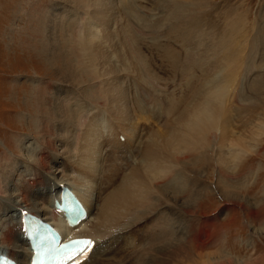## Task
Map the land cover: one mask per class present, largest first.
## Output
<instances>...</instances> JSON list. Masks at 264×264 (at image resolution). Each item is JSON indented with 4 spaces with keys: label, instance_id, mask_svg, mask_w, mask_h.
Returning <instances> with one entry per match:
<instances>
[{
    "label": "rangeland",
    "instance_id": "rangeland-1",
    "mask_svg": "<svg viewBox=\"0 0 264 264\" xmlns=\"http://www.w3.org/2000/svg\"><path fill=\"white\" fill-rule=\"evenodd\" d=\"M113 2L114 5H122L123 2V7L120 6V8L123 9L121 13L126 18H122L124 20L122 21L119 14V18L115 17L116 19H112L110 16L109 25L105 30H109L114 39L108 42V38H106V31L103 30L102 24L105 20L100 18L104 14L101 11L103 6L96 8L95 13L92 9L86 10L81 8L80 6H87V3H85V1H82L81 3L78 0H0L1 168H9L12 173L16 170L14 171L11 184L14 182L15 186L20 187L21 189L22 187L27 186L26 177L29 174L28 172H32L37 168L36 166H32V164L34 159L39 156V153H44V155L40 157L41 161L46 154H49V158H47V160L49 159L47 161L48 166H50L49 169L53 170L57 167L56 170H61L58 172L57 176L65 173L64 176L68 174L69 176L74 177L78 175L80 170L79 168H82L79 167L80 162L81 160L83 161L85 157L81 156L80 158L79 156L78 158L80 159V162L76 166V164L73 163V161L76 160V157H68L65 152L67 147L69 146L71 149V146L68 145L66 141V144L63 143L62 140V138L66 136V133L69 136V130L64 129L62 126L64 121H61L57 126H55L56 120L52 123L50 122V124L56 128V131H58L56 133L52 132L51 129L49 131L44 130L48 129L50 125H43L44 122L42 121H47L48 118L44 114L39 113V107L33 99L36 96L45 95L46 99H50L54 96L56 97V103L60 104L62 109L65 105L71 107V103L75 98L77 105L75 106L76 108H74V106L72 107L76 110V114L79 113V110L83 109L84 113L82 112V114L84 115V122L86 123L82 129H80V136L84 128L90 127L88 125L89 122L96 118L94 121L95 124L93 125L94 130L91 129V131L95 132L96 137L99 138V133L101 132L102 134L103 131L105 134V130L102 129V126L98 129V121L101 118H106V116L109 119L113 118L114 112L109 108H105L106 110L104 111L106 113H99V110H101L102 107H87L88 102L86 103L83 100V95L86 93L84 89H89V87H91L90 85H96L97 82L98 86L103 85L102 88L105 84L107 86L108 83L121 87L122 90H119L120 96L124 99L127 106H125V109L123 107L118 108L120 112L116 110V113H121V117L126 122L124 123L126 130H129L131 124L137 126V129L130 128L129 130L132 134V144L128 149L136 150L133 151L134 156L132 160V162H135L139 161L140 157L144 154L145 148H143V144H145L146 140L157 131L156 125L151 126L150 120L146 121L142 115H136L133 111L134 109L135 111L137 109L140 110L139 102H146L148 99V96H146V87H150L149 89L153 91L152 95H157V97L159 95V100L157 99L156 101L166 102L165 96L170 94V97H172V95L173 97L177 96L180 104L178 105L181 106V104L185 105L189 101L188 98L191 94L190 91L192 90L190 89L191 80L195 77L196 80H201L200 84H203V81L205 82V78L208 80L210 77L212 83L209 92H206L208 93L206 96L207 98L204 93L203 96L199 95L198 105H205L208 103L213 108L221 109V107H218V101L220 99L222 105H225V108H227L226 110L223 109L220 114H227L228 112L226 111L229 109L230 115L232 116L231 118L233 119V121L229 122L233 123L230 130L231 132L227 135L226 140L230 142L233 136H238V133H240V131H238L240 130V127L238 126L240 123H238V121L242 120V122L244 121L245 123L247 118L244 116L248 113V111H254L255 115L251 118L252 123L248 126V130H245L247 129L245 128L242 132L245 131L244 134L252 132L259 136L255 138L254 141H251L252 143L246 145V148L240 147V149H238L240 154H236L237 156L234 155L235 158L232 157V155L230 157L229 154L225 157H220L216 151L217 153L214 152L211 156H209V154L206 155V157H210V159L209 163L206 162L204 165L206 159L204 154L206 153L199 152L201 154L198 153L197 156L200 155L199 160L202 162L201 167H197L192 171H185L181 174L180 169L177 166L170 165L169 167H171V169H169L167 173L166 171L163 175L157 173L158 176L155 174L157 179L161 176L163 178L166 177L170 180L178 181L179 188L177 190H180V193L175 194V192L172 191L170 192V195H184L186 193L184 195L185 197L193 191L194 188L190 187L192 184L197 188L198 192V200L196 202H193V204L190 203V205H183V202L180 204L183 208H180L183 210L182 213L178 212L177 215H169L168 212H166V221L168 222L169 219L175 222L177 217L178 222L181 224L182 233L180 236L183 238L186 237L185 250L187 253L183 255L186 256L183 261L184 264H201L198 258H195L196 255L205 257L207 261L209 260V262H213L214 264H217V262L220 264H264V121H262L264 120V117H261V115L264 116V0H202L201 3H203V6L198 8L197 11L196 8H188V0H182L181 8L179 7L181 0H173L174 4H169L172 0H133L131 2L130 0L129 2L127 0H113ZM206 2L209 4L205 6L204 4H206ZM131 3L133 4L132 7L136 6L135 8L137 12L139 11L138 13L133 12L132 7L130 6ZM32 5L35 6L39 12H44L46 16L52 13L55 17L58 16L57 18H61L60 20L64 18L65 14H68L66 13L67 9L68 11L70 10L69 19L72 20L70 21L72 24L70 22L69 24L73 37L80 38V35L81 37L84 36V33L82 32V25H85L87 30L88 28H91L94 30V33L98 32L97 34L99 36L101 35L98 38H102L101 44L105 45L107 49H109L111 53H108L111 55L114 63L117 64L118 62L119 64V66H116L113 63L115 68H117V71L115 70V72H112L105 70L102 67V74H100L99 78L96 77V79L92 80V82H87V80L82 79H72L71 75L68 73L65 75H58L55 72V69L57 65H60L59 62L56 61L55 63H52L51 60L48 59V56L44 53L42 48H39L40 42H37L36 46L35 44L30 46V44L28 45L25 42L28 39V31H25L24 29L29 28L30 23H28L27 14L28 11L31 10L30 8ZM170 6H175L177 8L175 13H178L179 10H185L188 12L186 16H188L189 13L193 16L195 15L190 18V22L184 23L183 21L184 25L186 24V30L183 28V24H180L181 21L173 20L169 17V15L172 14L169 10ZM196 14L198 16H196ZM108 15L109 13L107 14V17ZM65 17L67 18V15ZM140 17H142V19ZM161 18L164 19V21ZM60 23L62 24L61 28H63L64 21H61ZM179 25L181 26L179 27ZM87 26L89 27L87 28ZM58 30L56 32L57 40L59 38ZM100 30H102V32ZM43 31L44 26L41 30L44 39L45 35H43ZM192 31L193 34H191ZM80 32H82V34H80ZM119 32H121L122 42L126 41L127 37L131 38V36L137 40L138 46L139 44L141 45L139 37L143 41L142 45H144V47L142 50L139 48L140 57L137 56V60L132 57L133 65L136 64L139 68L140 66L138 64H140L143 73L139 74L137 71H132L126 67V64L121 61L119 56L123 49L117 46V43L115 49H112V46L108 47L112 45V42L117 41L116 37ZM197 32H199L202 38L198 37V35L196 36ZM187 35L189 36L188 38ZM167 39L171 41H176L175 39L184 41L185 39L188 44L186 42L185 48H181L178 42L175 46L170 43H165ZM188 40H191V42ZM158 44L160 47H163L164 44H169L174 52L180 51L184 55H186L184 53L185 51L187 53L189 52L188 49L199 47V53H203L205 51V53L199 54V58L201 56V61H205V56H207L206 60L213 58L212 69L209 68V70L205 71L207 68L203 67L204 72L201 73L200 69L194 76L187 75V77H185L184 75L181 80H178L180 78H175L170 73L169 68L160 57H154L156 52H160V50L155 48ZM219 44L222 46L225 44V47L230 46V52L227 54L221 53L219 51L221 49ZM204 46L208 47L206 48L208 50L203 49L204 51H202ZM167 47L169 48V46ZM235 48L238 50H235ZM78 51L80 52L79 49ZM114 51H117L118 53L115 54ZM71 57L75 65L79 64L77 61H74V55H71ZM105 57L103 60L106 59ZM236 58H245L242 60L245 67H242L237 73L235 79L231 80V82L234 81L235 87L233 86V89L230 88L228 90L226 88L228 84L224 85L223 80L227 71L226 69L224 70L221 63H230L229 67L231 68ZM104 67H107V65ZM145 68L147 70L149 69V71H146ZM150 76L156 79L154 80ZM148 78L152 79L155 82V85L150 83ZM196 80H194V82ZM215 86L219 89V93L213 89ZM139 87H141L145 92L140 90ZM34 90H37L38 94L34 93ZM229 94L232 96H229ZM185 95H188V97H185ZM200 97L202 99H200ZM47 101L48 100H46V102ZM82 103L86 105H83ZM113 104V102L110 103L109 107L112 108L115 106V104ZM156 104L158 107L159 102ZM79 105L81 109H79ZM179 106H177V108H179ZM248 106H254L257 108L250 110L251 108ZM157 107H154V109L156 110ZM85 111L87 113H85ZM256 113L259 114V119L257 118ZM127 115L129 117H125ZM224 117L227 118L226 115ZM156 119L158 118L156 117ZM127 120L129 122H127ZM134 120H137L138 123L140 121L139 125L134 124ZM154 121L155 120H152V122ZM158 121L163 122L162 115L159 117ZM161 122V125H159L161 129L158 130V132H162V128L165 126V123L163 126V123ZM41 123L46 128H41ZM125 125L129 127H126ZM68 126L66 124L65 128ZM252 127L254 129L255 127H258L259 130H254ZM53 134L56 136H53ZM16 140L18 142H16ZM93 140H95V138H93ZM119 140L123 142L124 137L119 136ZM221 141L222 139L219 134L216 137V148L219 147L217 145L222 143ZM107 144L108 143H105L106 146ZM225 144V147L228 148L227 143ZM247 148L250 149L247 150ZM242 149H246L244 150V153L242 152ZM75 152L77 156L78 148H76ZM187 156L186 154L182 155L181 160L183 162H188L187 160L191 161L193 156ZM228 156L230 158H227ZM163 157L165 159H169L170 155H165ZM54 158L58 160L60 166L51 161ZM220 158L222 159L220 160ZM69 160H71L72 163ZM119 160L118 164L123 163L124 167L127 161L125 159ZM168 165L169 163L162 166L163 168H166ZM71 166L75 169L74 172H70L69 169ZM39 172L40 171L35 174L33 173V175H36ZM69 176H67L68 179L70 178ZM180 177L182 179L179 180ZM69 180L72 181V178ZM115 180H117V178H115ZM160 183H162L161 179L156 181V184L159 186ZM116 186H118L117 181ZM170 187L164 188L170 189ZM158 188L165 190L162 187ZM154 191L156 194L154 193L151 201L149 199H145V204H138L137 201L135 203L136 205L134 204V208L138 211H142L144 214L147 211H150L152 209L151 204L157 202L156 200L158 199V190L156 187L154 188ZM8 194L12 195L11 192ZM99 196L98 203H96L94 209H98L100 207L101 195ZM141 199L143 200V198ZM159 199L160 202L163 201V198ZM8 200H11V198H8ZM1 203H3L2 200ZM165 203L169 204L168 202ZM169 208L173 209L170 206ZM38 209L42 208L38 206ZM154 213L155 212L152 214ZM163 213L164 211H158L155 213L156 215H151L150 218H148L150 215L147 216V221L140 226V229H138L137 232L134 233L135 236L132 238L134 241H130L133 244V248H130L128 243L125 242L126 240H122L123 242L121 241V243L118 241L119 243L117 242L115 244L116 246H112L113 244L109 242L114 252L111 250V255H108L110 252L105 253L107 256L104 257H108L107 259L110 258L109 260L105 259L106 262L112 264L114 261L113 258H115V263L119 264L118 261L120 259V264H123L121 262H123L126 257L130 255L127 248L133 250L136 248L135 250L139 251L140 248H144L143 246L146 248L152 246V243H154V245L158 244L160 239L163 237L157 239L159 237V233L155 231V229H157L159 221L162 218H160L159 221L156 219L160 216L164 218L165 215H162ZM171 217L172 219H170ZM161 221L164 222L163 219ZM203 223L205 225H203ZM145 224L147 225L145 226ZM174 224L177 223L175 222ZM185 224H188V229L192 231H187L186 229L184 231ZM148 227H151V229ZM152 230L153 232H151ZM211 236L212 238H210ZM148 239L149 242L147 243ZM152 239L155 241L153 242ZM156 241L158 243L155 244ZM159 245L154 246L153 249L150 248L149 251L145 253L148 258L146 257L147 259L144 264H150V258L154 254L152 250H156V247L159 248ZM137 251L135 252L138 254L140 251ZM147 253L150 256L147 255ZM137 254L134 256L135 258L132 256V258L136 261L130 257L132 263L128 261L130 259H127L124 261V264H138L136 258ZM227 257L230 259H226ZM218 259H221V261ZM102 263L104 264L103 260L101 261V264ZM156 263V261L155 263L153 262V264Z\"/></svg>",
    "mask_w": 264,
    "mask_h": 264
},
{
    "label": "bare ground",
    "instance_id": "bare-ground-1",
    "mask_svg": "<svg viewBox=\"0 0 264 264\" xmlns=\"http://www.w3.org/2000/svg\"><path fill=\"white\" fill-rule=\"evenodd\" d=\"M78 1L81 3L82 1H85V3H87L86 4L87 6H80L81 5L80 4L79 6L81 8L86 9V10L92 9V11L94 12L96 11V8L103 6L101 11L104 14L102 15V17H100L101 19L103 18L105 20V21L103 20L104 22L102 21L103 30H105L107 26L109 25L110 16L112 17V19H114L115 17L119 18V15H120V19L126 18L121 13L123 9L120 8V6L123 7L122 6L123 2H122V5H119V4L114 5L113 0H78ZM127 1L129 2V0ZM131 1L133 0H130V2ZM188 1H189V4H188L189 9L196 8V11H197L198 8H201L203 6V3H201L202 0H188ZM169 4H174L173 0ZM179 4L177 5H179V7L181 8L182 0H181V3ZM208 4L209 3L206 2V4L204 5L206 6ZM132 5L133 4L131 3L130 6L132 7ZM135 7H132V10L134 13L135 12L138 13L139 11L137 12ZM30 9L31 10L28 11V14H27L28 23H30V25H29V28L24 29L25 31H28V39L25 42L28 45L30 44V46H33L34 44L36 46L37 42H40L39 48H42L44 53L48 56V59H50L52 63H55L56 61L59 62L60 65H57L55 69V72L58 75H65L66 73H68L69 75H71L72 79H76V80L82 79V80H87V82L89 81L92 82V80L96 79V77L99 78L100 74H102L103 68L105 70L115 72L117 68H115L114 66L115 63L112 60L111 55L108 53L110 51L109 49H107L105 45L101 44L102 38L101 39L98 38L101 35L99 36L97 34L98 33L97 31H96L97 33H94V30H92L91 28H88L89 26H87L88 28L87 30L85 28V25H82L83 26L82 32L84 33L83 34L84 36L81 37L80 34H82V32H80L79 34L80 38L73 37L72 35L73 33H72V30L70 29V24H69V22L72 21L71 19H69L70 10L68 11L67 9L66 11V13H68V14H65V16L67 15V18L64 16V18L60 20L61 18H57L58 16L55 17L52 13L46 16L44 12L43 13L39 12L36 9V7L33 5ZM176 9L177 8L175 6H170L169 10L172 14L169 15V17H171L173 20L181 21L180 24H183V28L185 29L186 24L184 25V23L190 22V18L194 17L195 15L193 16L192 14L189 13L188 16H186L188 12H186L185 10H179L178 13H175ZM108 13L109 15L107 17ZM196 16L198 15L196 14ZM140 18L142 19V17ZM58 20L60 22L64 21L63 28H61L62 24ZM162 20L164 21V19ZM122 21L124 20L122 19ZM43 26H44L43 35H45L44 39L41 33ZM180 26L181 25H179V27ZM119 27H120V24H119ZM57 30L59 33L58 40L56 37ZM100 31L102 32V30ZM105 31H106V36H107L106 38H108V42L114 39L112 33L109 30L108 31L105 30ZM191 34H193V31ZM188 35H187V38L189 37ZM197 35L198 37L202 38L199 32L196 33V36ZM116 38H117V41L112 42V45L108 47L112 46V49H115V46L117 43V46L123 49L119 56H120L121 61L126 64V67L132 71H137L139 74L143 73L141 70L140 64H138L140 66L139 68L136 66V64L133 65V58H132L134 57V59L137 60L136 57L137 56L140 57L139 48H141L142 50V48L144 47V45H142L143 41L140 39V37H139V41L141 45L139 44V46L137 45L138 43L137 40H135L132 36L131 38L127 37L126 41L122 42L121 32H119ZM175 40L176 41H171L167 39L165 43H170V44H173L174 46L179 43L181 48H185V43L187 42V40L185 39L184 41H181V40L179 41L177 39ZM188 41L191 42V40H188ZM167 46H169V48ZM219 46L221 47V49L219 50L221 53L227 54L230 52V49H229L230 46L225 47L226 46L225 44L223 46L219 44ZM204 47L202 48V51H204L203 49L208 50L206 49L208 47H205V48ZM155 48L160 50V52L159 53L156 52L154 57L155 56L160 57L165 63V65L169 68L170 73L175 78H178V77L180 78L178 80H181V78H183L184 75L185 77H187V75L194 76L196 72L200 69H201V73L204 72L203 67L207 68L205 71L209 70V68L212 69L213 58L212 59L209 58L208 60H206L207 56H205V61L204 60L201 61V56L199 58V54L202 52L199 53L198 51L199 47L188 49L189 51L188 53L186 51L184 52L186 55H184L180 51L174 52L172 50L171 45L169 44H164L163 47H160L158 44ZM78 49L80 50V52L78 51ZM235 50H238V49L235 48ZM114 52L115 54L118 53L117 51H114ZM203 53H205V51ZM71 55H74V61H77L79 64L75 65L73 63V59ZM104 57L106 58L105 60H103ZM243 59L245 58H236L231 68L229 67L230 63H225V62L221 63L224 70L226 69L227 71V73L223 77V80H224V85L228 84L226 87L228 90L230 88L233 89L232 87L235 84L234 81L231 82V80L235 79L237 73L240 71L242 67L243 68L245 67L244 62L242 61ZM103 65L104 66L107 65V67L109 68L104 67ZM115 65L119 66L118 62ZM145 70L149 71V69L147 70L146 68ZM150 77L153 78L152 76ZM148 79L150 83H153V85H155V82L152 79L150 78ZM153 79L155 80L156 78H153ZM194 80H196L195 77L193 80H191L192 82H191L190 89L192 90L190 91L191 94L189 95V98H188L189 101L185 104L184 103L185 100H184L183 103L185 105L181 104V106H179L180 104H179V100L177 99V96L173 97L172 95V97H170V94L165 96L166 102L156 101L157 99L159 100L158 98L159 95L158 97L157 95L155 96L152 95L153 91L149 89L150 87L149 88L146 87V94H147L146 96H148V99L146 100V102L144 101L139 102L140 110L137 109L135 111L134 109L133 111H134V114L136 115H142L143 118L146 119V121L150 120L151 126L156 125L157 131L146 140L145 144H143V148H145L144 154L142 157H140L139 161H135V162H132V160L134 156L133 151H136V150H131L128 148L132 144V137H131L132 134L130 133L129 130L130 128L137 129V126L131 124V126L129 127L125 125L126 127H129V130H126V128L124 127V123L126 122L121 117V113H116V110L119 111L118 108L123 107L125 109V106H127L124 99L120 96L119 90L121 89V87L115 86L112 83H108L107 86L105 84L104 87L102 88L103 85L98 86L97 85L98 82H97L96 85L95 84L90 85L91 87H89V89L88 88L84 89L86 93L83 95L84 97L83 100L86 103L88 102L87 107L92 108L93 106H96V107L100 106L102 107V109L100 108L101 110H99V113L101 112L106 113L104 110H106L107 108H109L111 111L114 112L113 114L114 119L113 118L109 119L106 116V118H101L98 121V129H100L102 126V129L105 130V134L103 131H102V134L101 132L99 133V138L96 137L95 132L91 131V129L94 130L93 125L95 124L94 121L96 120V118L94 120L92 119L89 122L88 125L90 127L84 128L80 136L79 134V132L81 131L80 129H82V127L86 123L84 122V115L82 114V112L84 113V111L83 109L80 108L81 104L79 103L80 104L79 109H81V110L78 109L79 115L76 114V110L73 109L72 107L74 106V108H76L75 106L77 104H76L75 98L73 99V102L71 103V107H68L65 105L63 106V109L61 108L60 104L56 103V97L54 96L50 99H46L45 95H40V96H36L35 98H33L35 100L36 105L39 107V113L44 114L48 118L47 121H42L44 122L43 125L45 124L50 125L48 129H44L46 127H44L41 123V128H43L45 131H49L51 129L52 132L56 133L58 131H56V128L52 126L50 122L52 123L53 121L56 120L55 126H57L59 125L61 121H64L62 126L64 129L69 130V136L66 133V136L62 138V140H63V143H65L66 141V143L71 146V149H70V147L67 145L68 147L65 150V152L67 153L68 157H73V158L76 157V160L73 161V163L76 164V166L80 162V159L78 158L79 156L80 158L81 156H83L85 157V159L83 161L81 160L80 162L79 167H82V168H79L80 170L77 176L71 177L68 174L64 176L65 173H63V175L57 176L58 172L61 170L60 169L56 170L57 167L53 170L49 169L50 166H48L47 164V161L49 160V159L47 160V158H49L48 157L49 154L48 155L46 154L43 160L41 161L40 157L44 155V153H39V156H37V158L34 159L33 164H32V166H36L37 168L35 167L36 169L34 171L28 172L29 174L26 177L27 186L22 187V189L20 187H16L14 182L13 184H11L12 177L14 176V171L16 170H14L12 173L10 172L9 168H1L2 165H0V168H1L0 169L1 171L0 172V253L6 254L8 257L13 259L16 264H28L32 249L27 246V243L25 239L23 238V231H22V224H21L22 214L28 212V213H31V214H34L40 217V219H42L43 221H47L46 222L47 224L54 226L58 230L61 236V239H64L65 236H88L92 239L93 245H92L90 252L86 256V258L83 259V261H81L79 264H101L102 260L104 261V264H110L109 262H106L105 260L108 257L106 258L104 256H107L105 255V253L110 252L112 250V246H116L115 244L118 241L121 243L122 240H126L125 242L128 243L130 248H133V244L131 242L134 241L132 240V238H134L135 236L134 233L137 232L138 229H140V226L143 225L147 221V219L151 217V215H156L155 213H157L158 211L160 212L164 211V213L162 214V215H165L164 218L160 216L158 219H156L157 221H159L160 218H162L164 221L162 222L161 221L162 219H161L160 220L161 223L159 221V225L157 229H155V231L159 233V237L158 238L156 237V238L159 239L163 237L162 239H160V242L158 240L159 243L157 241L155 242V244L156 243L158 244L154 245V243H152L153 244L152 246L146 247V248L145 246H143L144 247L142 248L143 250L141 248H140L141 250L139 249L140 252L135 250L136 248L134 250L127 248L129 250L128 252L130 255L128 257L125 256L126 257L125 260L130 259L128 261L131 262L132 256L133 258H135L134 256H136L137 254L135 251H137L139 252L136 257L137 263L144 264L146 259L148 258L145 255V253L148 252L150 248L153 249L154 246H158L159 244H161L159 245L160 249L156 247V250H152L154 254L150 258L151 259L150 264L151 263L153 264V262L155 263V261L157 262L156 264H181L183 263L186 257L183 255L187 253V251L185 250L186 237L183 238L182 236H180V234L182 233V228H181L180 222H178L177 220V217L175 220L177 224H174L175 222L173 220L168 219V222L166 221L167 219L166 212H168L169 215L170 214L177 215L178 212L182 213L183 208L182 206H180L182 202H183V205L184 204L190 205V203L193 204V202H196L198 200L197 188L193 184L191 186L188 184L190 187L194 188L193 191H191L189 195L185 197L184 195L186 193L184 195L183 194L170 195V192L172 191L175 192V194L180 193L179 192L180 190H177L179 188L178 181L170 180L166 177L163 178L161 176L157 179V176H158L157 173L160 175H163L165 171L167 173L168 170L171 169V167H169L170 165L177 166L180 169L181 174H183L185 171H189V170L192 171L193 169H196L197 167L199 168L202 166V162L201 160H199L200 155L197 156L199 152L206 153L204 154L205 157L208 154L209 156H211L214 152L215 153L218 152L217 154H219L220 157H225L229 154L230 157L232 155V157L235 158V156L240 154L238 151L240 147L246 148L247 147L246 145L252 143L251 141H254V139L259 136L252 132H249L248 134H244L245 131L242 132L245 128H247L245 130H248V126L252 123L251 118H253L255 115L254 111L252 112L248 111V113H246L245 116L243 115L244 117L247 118L245 120V123L244 121L242 122V120L238 121V123H240V125H238L240 127L239 128L240 130H238L240 131V133H238V136L237 135L233 136L230 142L227 141L226 138H227V135H229L231 132L230 130L232 128V123H233V122H229V121H233V119L231 118L232 116L230 115L229 109L228 111H226L228 112L227 114H220L223 109L224 110L227 109L225 108V105H222V103L220 102V99L218 101V104H219L218 107H221V109L213 108L208 103L205 105H198L199 103L198 96L199 95L203 96V93L204 95L206 94L205 97L208 95V93L206 92H209L212 81L210 77L208 80L207 78H205V82L203 81V84H200L201 80H196L195 82ZM139 89L142 90L141 87H139ZM213 89H215L217 93H219V89H217L216 86ZM34 93L38 94V91L34 90ZM162 95H165V94H162ZM229 96H232V95L229 94ZM185 97H188V95H185ZM200 99L202 98L200 97ZM214 99H217V98H214ZM46 100L48 101L46 102ZM112 102L115 104V106L110 108L109 104ZM158 102H159L158 104L159 106L157 107L156 103ZM82 104L86 105L84 103ZM177 106H179V108H177ZM154 107H157L156 110L154 109ZM248 107L251 108L250 110L257 108L254 106H248ZM111 111H110V114H111ZM85 113L87 112L85 111ZM161 115L163 116V122H161L162 120L158 121ZM225 115L227 116L228 119L224 117ZM258 115L259 114H257V118L259 119ZM125 117H129V116L127 115ZM156 117L158 119H156ZM261 117L263 118L264 116L261 115ZM152 120H155V121L152 122ZM127 122L129 121L127 120ZM160 122L163 123V126L165 123V126L164 127L162 126L163 127L162 132H158V130L161 129L159 127V125H161ZM65 123L67 124V126L69 125L66 128H65L66 126ZM139 123L137 122V120H134V124L139 125ZM255 129L259 130L258 127H255ZM126 131H129V132H126ZM219 134L222 139L221 141L222 143L220 142L221 144L217 145L219 147L216 148V137ZM53 136H56V135L53 134ZM119 136L124 137L123 142L119 140ZM93 138H95V140H93ZM16 142L18 141L16 140ZM105 143H108L107 146L105 145ZM225 143H227L228 148L225 147L226 146ZM76 148H78L77 156L75 152ZM249 149L250 148H247V150ZM244 150L246 149H242L243 153H244ZM184 154H186V156L187 155L191 157L193 156L191 160L192 162L187 160L188 158L186 159L188 162H183L181 160V156ZM165 155H170V158L165 159L163 157ZM230 157L228 156L227 158H230ZM119 159L121 160L125 159L127 161L126 162L127 165L125 164L126 166L124 165L123 167V163L118 164ZM209 159L210 157H206L204 165L206 164V162L209 163ZM221 159L222 158H220V160ZM51 161L54 164H58V166H60L58 160H56L55 158ZM69 161L71 162V160ZM168 163L169 165L166 168H163L162 165H166ZM69 170L70 172L75 171V169L72 166L70 167ZM38 171H40L38 174L33 175V173L35 174ZM67 176L72 178V181L69 180L70 178L68 179ZM115 178H117V180H115ZM159 179H161V182H162L160 183V186L156 184V181ZM180 179L182 178L180 177L179 180ZM116 181L118 182V186H116ZM60 186H64L67 189H69L74 194V196L77 198V200L79 201L85 213H87L86 216L82 218L74 226L67 227L65 222L62 221V215H63L62 211L57 212L55 210L54 202L58 201L59 199ZM155 187L158 190L157 191L158 199L156 200L157 202H154V204H151L152 209L150 211H147L145 214L142 211L136 210L134 208V204L137 201H138L137 202L138 204H145L146 203L145 199H149L150 201L152 200L154 193L156 194V192L154 191ZM158 187H162V188L170 187V189L164 188L165 190H162V189H159ZM10 192L12 193V195L8 194ZM99 195H101L100 207L98 209H94L96 203H98V200L100 197ZM8 198H11V200H8ZM141 198H143V200ZM159 198H163V201L160 202ZM1 200L3 201V203H1ZM165 202H168L169 204H166ZM38 206H40L43 210L38 209ZM169 206L172 207L173 209H170ZM92 211H93V214H92ZM153 212L155 213L152 214ZM147 216L149 217L147 218ZM170 219H172V217ZM146 225L147 224H145V226ZM187 225L188 224H185L184 231L185 229L187 231H192L188 229L189 225L188 226ZM203 225L205 224L203 223ZM148 228L151 229V227H148ZM153 230L151 232H153ZM210 238H212V236ZM152 241L154 242L155 240L152 239ZM109 242L113 245L111 246ZM148 242H149V239L147 243ZM149 254L147 253V255ZM108 255H111V252ZM195 258H198L201 264H214L213 262L212 263L209 262V260L207 261L205 257H201L199 255H196ZM168 259H169V262H168ZM221 259H218V260L221 261ZM226 259L229 260L230 258L227 257ZM113 260L115 261V258H113ZM114 261L112 262V264H118V263H115ZM124 261L121 263L124 264ZM118 262L120 264V259ZM217 264H220V263L217 262Z\"/></svg>",
    "mask_w": 264,
    "mask_h": 264
},
{
    "label": "snow or ice",
    "instance_id": "snow-or-ice-1",
    "mask_svg": "<svg viewBox=\"0 0 264 264\" xmlns=\"http://www.w3.org/2000/svg\"><path fill=\"white\" fill-rule=\"evenodd\" d=\"M74 243L75 244H84V245H86V247L84 249H82L81 252H80L81 256H84L88 251L91 250V242L90 241H77V242H74ZM67 259L68 260H74L75 257L73 255L69 254L67 256Z\"/></svg>",
    "mask_w": 264,
    "mask_h": 264
}]
</instances>
